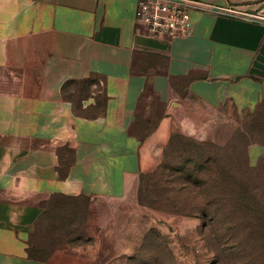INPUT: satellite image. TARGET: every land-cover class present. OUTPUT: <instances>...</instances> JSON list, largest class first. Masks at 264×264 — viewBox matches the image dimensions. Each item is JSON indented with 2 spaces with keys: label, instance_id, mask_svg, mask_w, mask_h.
Here are the masks:
<instances>
[{
  "label": "crops",
  "instance_id": "1",
  "mask_svg": "<svg viewBox=\"0 0 264 264\" xmlns=\"http://www.w3.org/2000/svg\"><path fill=\"white\" fill-rule=\"evenodd\" d=\"M137 1L0 0V264H52L28 253L39 205L78 195L96 169L119 183L137 169L129 127L264 108V0H194L205 6L192 12L193 34L175 39L149 36ZM85 81L77 101L73 82ZM58 169H70L66 181Z\"/></svg>",
  "mask_w": 264,
  "mask_h": 264
},
{
  "label": "rangeland",
  "instance_id": "2",
  "mask_svg": "<svg viewBox=\"0 0 264 264\" xmlns=\"http://www.w3.org/2000/svg\"><path fill=\"white\" fill-rule=\"evenodd\" d=\"M88 82L78 83L71 96L77 101L88 96ZM230 113L202 119L209 125L129 127L142 148L137 169H124L120 183L109 169H96L94 183L80 176L78 195L62 193L42 201L43 216L28 239L32 253L52 264H221L216 254L223 247L219 243L226 232V217L209 227L202 214L187 213L202 201L217 204L223 188L229 199L221 200L227 203L221 211L231 208L233 182L226 181L221 188L203 184L202 189L201 184L181 179L180 172L215 169L241 179L249 172L255 197L251 203H264V108L244 117L232 118ZM183 114L177 109L175 121L183 122ZM158 128L157 144L151 138ZM69 171L58 169L62 180ZM110 183L117 185L112 191L106 189ZM255 247L258 250L253 252L264 255V246Z\"/></svg>",
  "mask_w": 264,
  "mask_h": 264
},
{
  "label": "trees",
  "instance_id": "3",
  "mask_svg": "<svg viewBox=\"0 0 264 264\" xmlns=\"http://www.w3.org/2000/svg\"><path fill=\"white\" fill-rule=\"evenodd\" d=\"M80 82H73L74 87ZM92 81H89L88 86L91 85ZM68 85H71L69 83ZM73 87V88H74ZM75 98V97H74ZM205 173L202 174V171ZM227 173V174H226ZM181 179L201 184L205 186L215 185L223 187L226 181H231L232 187L229 191L231 193V200H228L229 205H233L231 208H226L221 211L220 206H225L226 200L229 199L227 191L221 189L219 192V202L217 201H202L198 206L190 207V211L187 214H202L207 226L210 223L219 222L220 218H225L226 232L223 233L222 241H216L219 243L220 252L217 251L216 260L221 264H260L264 263V255L253 252L251 249L258 250L255 246H264V203L257 204L254 199L250 187V179L252 178L248 173L243 175L242 179L237 177L234 173L230 172H217L215 169H182L180 172ZM144 188V176L141 183V192ZM219 194L217 196H219ZM255 202V204H254ZM226 203V204H225ZM196 210V211H191ZM185 214V213H184ZM224 215V217H223ZM43 216V215H41ZM40 216V217H41ZM234 218L236 220H234ZM36 227V225H35ZM35 232V231H34ZM33 232V233H34ZM32 233V234H33ZM33 237V235L31 236ZM220 240V239H219ZM29 256L33 259L46 261L44 258L37 256L32 253L31 246L28 247Z\"/></svg>",
  "mask_w": 264,
  "mask_h": 264
},
{
  "label": "built area",
  "instance_id": "4",
  "mask_svg": "<svg viewBox=\"0 0 264 264\" xmlns=\"http://www.w3.org/2000/svg\"><path fill=\"white\" fill-rule=\"evenodd\" d=\"M204 6L194 0H138L135 18L149 36L175 39L193 34L192 12ZM216 12L237 15L234 9H216ZM240 15L253 18L247 13Z\"/></svg>",
  "mask_w": 264,
  "mask_h": 264
},
{
  "label": "water",
  "instance_id": "5",
  "mask_svg": "<svg viewBox=\"0 0 264 264\" xmlns=\"http://www.w3.org/2000/svg\"><path fill=\"white\" fill-rule=\"evenodd\" d=\"M250 17V16H249ZM251 18V17H250Z\"/></svg>",
  "mask_w": 264,
  "mask_h": 264
}]
</instances>
